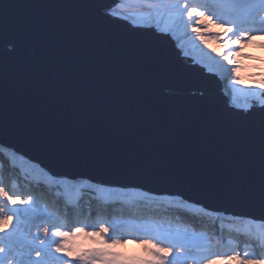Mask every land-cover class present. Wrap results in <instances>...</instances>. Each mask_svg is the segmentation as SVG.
<instances>
[{
    "label": "water",
    "instance_id": "95a60500",
    "mask_svg": "<svg viewBox=\"0 0 264 264\" xmlns=\"http://www.w3.org/2000/svg\"><path fill=\"white\" fill-rule=\"evenodd\" d=\"M118 0H0V145L58 178L264 219V113ZM13 51H8V46Z\"/></svg>",
    "mask_w": 264,
    "mask_h": 264
},
{
    "label": "snow or ice",
    "instance_id": "6c2138e0",
    "mask_svg": "<svg viewBox=\"0 0 264 264\" xmlns=\"http://www.w3.org/2000/svg\"><path fill=\"white\" fill-rule=\"evenodd\" d=\"M117 7L141 11L109 10L107 15L128 20L133 26L149 27L170 39L185 63L226 81L230 108L252 114L259 106L264 113V87L244 88L239 75L241 66L254 69L255 75L249 79L255 83L259 76L264 85V0H118ZM4 41L0 32V46ZM193 50L199 53L198 58L191 56ZM8 51H13L12 45ZM6 154L13 161L24 160L14 151ZM5 168L0 162V264H9L10 259L15 264H223L225 260L264 264V258H249L247 242L242 256L238 249L218 254L216 249L232 244L225 238L223 223L217 227L213 222L206 225L208 230L198 231L179 211H171L193 206L183 200H168L163 207L154 198H129L108 187L89 184L100 194V203L85 207L80 184L28 164L23 180L34 187L20 191L16 183L9 185ZM56 186L62 191H53ZM261 192L264 196V134ZM149 199L151 207L140 203ZM202 211L204 216L211 215L208 209ZM234 220L243 225L237 231L246 241L264 240V219ZM81 237L94 246L81 248L77 244Z\"/></svg>",
    "mask_w": 264,
    "mask_h": 264
},
{
    "label": "trees",
    "instance_id": "16d2710c",
    "mask_svg": "<svg viewBox=\"0 0 264 264\" xmlns=\"http://www.w3.org/2000/svg\"><path fill=\"white\" fill-rule=\"evenodd\" d=\"M0 149H4V151H0V162L4 163L6 165L5 168V175L7 177V181L9 185L12 183H16L19 185V190L20 191H31L33 190V185L29 181H24L23 180V175L25 174V169L27 168L28 164H34L30 162L28 159L20 160L17 159L15 161L12 160L10 156H8L6 153L7 152H12V150H9L5 147H2L0 145ZM19 155V154H18ZM21 156V155H20ZM27 161V163H25ZM39 166V165H38ZM72 182H75L77 184H80L82 186V200L81 203L87 207L89 204L96 206L98 203H100L98 197L99 193H97L93 188H89L88 185H98V184H92L88 182L87 180H82V181H74L71 180ZM28 184V187H25L24 185ZM101 186V185H99ZM105 187V186H104ZM109 188V187H108ZM112 191L116 193H121V194H127L129 198L131 197H137V196H146L150 198H154L157 202H160L163 207H167L166 201L168 200H176L180 199L183 200L182 198L179 197H172V196H154L146 193H142L138 190L134 191L132 189H118V188H110ZM60 190L62 191V188L60 186H56L53 188V191ZM184 201V200H183ZM186 202V201H185ZM142 205H145L147 207H151L152 202L151 199L148 201H140ZM193 205L190 209H171V211H179L182 216H184L185 222L191 223L193 227L200 231H206L208 230L207 226H210L213 222L217 225V227L223 223V231L225 233V238L231 239L232 244H225L224 246L219 247L216 249L217 253L223 255V254H231L233 250L238 249V246L241 247V249H245V243L247 242L248 246L247 249H252L254 252L260 251L261 253H264V240L261 241H246V237L243 235L242 232L237 231L238 228H242L243 225L240 224L239 222H236L232 216H227V215H222L216 212H210V216H204L203 215V208L196 207V205ZM125 207H128V205H125ZM95 219V218H94ZM93 220H89L88 223L91 224L94 222ZM241 249H238L241 251Z\"/></svg>",
    "mask_w": 264,
    "mask_h": 264
},
{
    "label": "rangeland",
    "instance_id": "374dc122",
    "mask_svg": "<svg viewBox=\"0 0 264 264\" xmlns=\"http://www.w3.org/2000/svg\"><path fill=\"white\" fill-rule=\"evenodd\" d=\"M111 10L122 11V12H125V13H139L141 11L140 9L135 8V7H131V8H118L117 5L113 9H111ZM135 27L140 28V26H135ZM143 28H149V27H143ZM212 46L213 47H218L217 45H212ZM191 56L193 58H198L199 57V53L196 52L195 50H193L191 52ZM244 63H248V61H245ZM239 75L241 77V85L244 88H248V87L262 88V87H264V85H261L260 82H259V76H256L255 77V79H256V82L255 83H253L252 80L249 79V76L250 75H255V70L254 69H246L243 66H241ZM226 83H227L226 81L223 82V91L225 92V94H226V91H225V84ZM226 96L228 97V100H229V96L227 94H226ZM243 102L244 101L241 98L240 103L242 104ZM13 224H15V218L13 219ZM9 230H11V228H9ZM198 231H200V230H198ZM33 234H35V232H33ZM77 244L80 245L81 248H86V247H89V246H94V245H91V242L90 241H86L82 237L77 241ZM238 249H241V247L238 246ZM244 250L245 249H241V251H240L241 256L243 255V251ZM247 251L249 252V258H257V259L264 258V253H261L260 251H258L257 253L254 252V250H252V249H248ZM9 264H15V261L10 259L9 260ZM178 264H185V262L184 261H179ZM187 264H191V262H187ZM223 264H236V262L235 261H227V260H225L223 262Z\"/></svg>",
    "mask_w": 264,
    "mask_h": 264
},
{
    "label": "bare ground",
    "instance_id": "6f19581e",
    "mask_svg": "<svg viewBox=\"0 0 264 264\" xmlns=\"http://www.w3.org/2000/svg\"><path fill=\"white\" fill-rule=\"evenodd\" d=\"M122 20H124V19H122ZM125 21L128 22V23H130L133 26V24L130 21H128V20H125Z\"/></svg>",
    "mask_w": 264,
    "mask_h": 264
}]
</instances>
